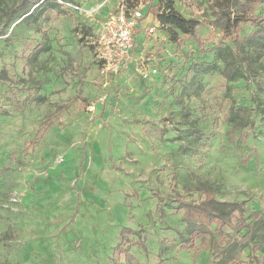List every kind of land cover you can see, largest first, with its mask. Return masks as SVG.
I'll return each instance as SVG.
<instances>
[{"label":"rangeland","instance_id":"obj_1","mask_svg":"<svg viewBox=\"0 0 264 264\" xmlns=\"http://www.w3.org/2000/svg\"><path fill=\"white\" fill-rule=\"evenodd\" d=\"M19 1L0 0V264H114L124 226L144 228L138 264H218V233L191 241L175 199L264 211V59L229 80L208 0H124L157 30H138L129 69L103 73L99 31L121 0H45L25 19L8 15ZM171 4L200 20V42L171 40L158 20ZM141 60L159 78L143 81ZM233 104L252 108L248 136L228 132ZM254 244L233 264L260 261Z\"/></svg>","mask_w":264,"mask_h":264},{"label":"trees","instance_id":"obj_2","mask_svg":"<svg viewBox=\"0 0 264 264\" xmlns=\"http://www.w3.org/2000/svg\"><path fill=\"white\" fill-rule=\"evenodd\" d=\"M41 1L45 0H20L16 6L9 9L8 15L22 13L23 19L30 17L41 8ZM208 2L214 16V26L221 31L223 39L231 43H221L216 50L217 58L223 62V75L229 80L243 77L247 72L254 70V61L264 59V14L256 12L258 6H264V0H208ZM158 20L175 42L180 38V33L197 42L201 40L197 34L200 20L186 17L172 4L166 12L158 14ZM246 25H250L251 30L243 33ZM44 50V42L39 43L33 49L30 59L38 58ZM227 116L231 127L228 132L244 131L248 136L255 128L252 108L248 106L233 104ZM173 176L176 182V172ZM175 200L177 207L183 210V219L191 241L197 236L204 238L218 233L215 250L224 253L218 264H233L238 253L251 242H256L252 250L261 248L260 241L264 238L263 210L251 211L245 202L222 200L210 191H206L205 197L198 201L187 200L179 195ZM158 206L162 208L161 199H158ZM228 227L239 232L244 229L245 233L234 238L227 231ZM144 232L143 227L139 230L129 226L122 228L120 240L114 250V264H138L131 248L139 246L144 252H148L146 239L142 236ZM132 235L137 236V239L131 238ZM220 240H223L224 244L220 243Z\"/></svg>","mask_w":264,"mask_h":264},{"label":"built area","instance_id":"obj_3","mask_svg":"<svg viewBox=\"0 0 264 264\" xmlns=\"http://www.w3.org/2000/svg\"><path fill=\"white\" fill-rule=\"evenodd\" d=\"M145 11L143 8H133L124 0H121L116 9L111 11L101 23L99 31V42L101 44V57L104 60L103 73L112 71L118 73L121 70L129 69L133 61H138L137 56V32L145 27V34L150 36L156 33L155 25H147ZM142 59V57H140ZM137 74L142 80H149L160 76L158 66L149 65L146 67L141 60L137 66ZM255 264H264V257Z\"/></svg>","mask_w":264,"mask_h":264},{"label":"crops","instance_id":"obj_4","mask_svg":"<svg viewBox=\"0 0 264 264\" xmlns=\"http://www.w3.org/2000/svg\"><path fill=\"white\" fill-rule=\"evenodd\" d=\"M157 77H155L154 79H156ZM143 81H148V80H143ZM258 250H260V252H263V257H264V246L263 247H261L260 249H258Z\"/></svg>","mask_w":264,"mask_h":264}]
</instances>
